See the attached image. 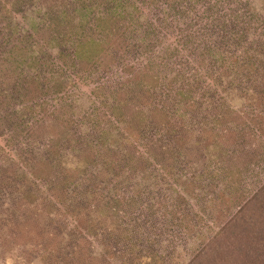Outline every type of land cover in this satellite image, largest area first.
I'll use <instances>...</instances> for the list:
<instances>
[{
	"label": "rangeland",
	"instance_id": "374dc122",
	"mask_svg": "<svg viewBox=\"0 0 264 264\" xmlns=\"http://www.w3.org/2000/svg\"><path fill=\"white\" fill-rule=\"evenodd\" d=\"M0 264H264V0H0Z\"/></svg>",
	"mask_w": 264,
	"mask_h": 264
}]
</instances>
